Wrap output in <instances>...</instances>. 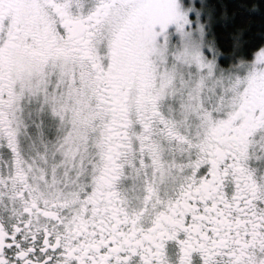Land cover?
Listing matches in <instances>:
<instances>
[{
  "label": "snow or ice",
  "instance_id": "1",
  "mask_svg": "<svg viewBox=\"0 0 264 264\" xmlns=\"http://www.w3.org/2000/svg\"><path fill=\"white\" fill-rule=\"evenodd\" d=\"M0 264H264V0H0Z\"/></svg>",
  "mask_w": 264,
  "mask_h": 264
},
{
  "label": "trees",
  "instance_id": "2",
  "mask_svg": "<svg viewBox=\"0 0 264 264\" xmlns=\"http://www.w3.org/2000/svg\"><path fill=\"white\" fill-rule=\"evenodd\" d=\"M224 3H227L229 5H236L239 3H248L251 4L253 2H258V0H223ZM229 11L231 12V9H229ZM239 19V18H238ZM248 23V21H241V25ZM252 27H251V31L253 33H258L260 30V25H261V20L259 15L257 14L254 19L251 21Z\"/></svg>",
  "mask_w": 264,
  "mask_h": 264
}]
</instances>
